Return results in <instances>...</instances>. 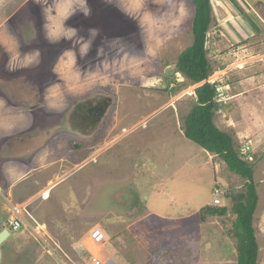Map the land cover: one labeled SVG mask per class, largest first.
Returning <instances> with one entry per match:
<instances>
[{"label": "rangeland", "instance_id": "374dc122", "mask_svg": "<svg viewBox=\"0 0 264 264\" xmlns=\"http://www.w3.org/2000/svg\"><path fill=\"white\" fill-rule=\"evenodd\" d=\"M115 2L88 0L91 15L85 18L78 13L67 21V25L81 29L80 35L87 36L90 28L99 29L89 55L84 59L77 57L74 62L71 57L61 56L71 46L70 42L50 44L45 39L41 9L35 0H0V53L8 63L17 49L40 50L38 64L10 75L23 74L30 84L43 87L49 110L63 111L96 93L114 101L97 139L86 141V145L70 142V149L76 151L71 156L77 163L72 179L83 184L81 176L91 164L95 169L91 170L94 172L89 184L91 191L87 186L75 185L74 198L65 184L53 193L69 192L70 198L65 197L64 205L71 204V213L77 216L78 204L89 209L87 215L107 209V219L102 223L107 235L104 244L91 241L94 254L90 252V258L85 255L89 264L94 259L101 260L96 255L101 249L111 255L113 264H237L239 242L234 226L238 215L234 200L235 196L246 194L248 180L232 172L220 157L206 154L184 136L186 116L197 104L196 85L178 73L175 65L193 41L194 5L189 0ZM242 5L236 10L229 0L211 2L208 83L218 89L215 127L231 136L234 152L253 171L258 201L252 228L258 244L257 264H264V92L256 90L250 96L252 88L260 84L243 85L251 76L254 79L264 72L259 68L264 57L247 62L248 55L240 58L243 61L240 65L233 63L234 54L245 50L233 37L237 26L245 34L250 29L264 34V23L259 25L247 6ZM251 40L254 46L264 44V39ZM258 51L261 53L260 48ZM237 95L240 97H233ZM122 112L130 115L120 119L123 126H128L122 138L127 145L122 149L126 153L125 149L133 147L131 154L135 158L114 154L121 147L118 142L121 137L116 135L121 125H114L115 116ZM76 145L82 146L83 151ZM100 167L112 180L118 178L119 183L113 188L125 185L132 203L120 205L113 188H98ZM99 189L102 193L108 190L104 201ZM216 191L219 194L228 191L227 199L220 197L222 207L228 211L225 217L214 218L205 210L207 205L214 206ZM145 209L150 214L145 215ZM142 217L145 221H139ZM64 250L68 251L67 247Z\"/></svg>", "mask_w": 264, "mask_h": 264}, {"label": "crops", "instance_id": "0c3cea01", "mask_svg": "<svg viewBox=\"0 0 264 264\" xmlns=\"http://www.w3.org/2000/svg\"><path fill=\"white\" fill-rule=\"evenodd\" d=\"M229 1L236 10L240 6L244 7L242 4H245L249 11H251V14H253V20L257 21L259 25L264 23V0ZM246 16L245 14L244 17ZM229 20V23L232 22L231 19ZM245 28L246 30L250 29ZM250 30L245 34L244 30L237 26V31L234 30L235 34L232 32L236 42L245 47L243 53L234 54L236 60L233 63H237V65L243 62L240 61V58L247 57L248 55L249 57L245 60L247 62L256 58L262 60V57H264L262 56L264 53V44L254 46L251 40L253 38L264 39V34H258L260 31L253 33ZM258 48H260L262 54L258 51ZM257 52L261 55L254 57V54H259ZM237 68L243 69L242 66L241 68ZM259 68L260 71L263 70L264 64ZM241 73L243 71L237 74ZM256 82L260 86L255 85L252 88L253 92L249 94L250 96L254 92H257L256 90L261 94L264 92L263 71L254 79L251 76V80L243 83V85L250 83L252 86ZM39 101L46 108H51L49 104L45 103V99H39ZM125 111H127V108ZM121 114H116L117 121L114 124L121 125L118 131H116L117 138L121 137L118 139L121 147H117V151L114 154L115 157L122 153V155L126 154L125 158L128 155L131 158H135V155L131 154L133 147L129 151L125 149L126 153L122 149V147L127 145H124L122 138L127 134L128 126H123L124 124L120 119L126 116L130 118V115L128 112H122ZM29 115L27 110L23 109V106L20 104L16 105L8 97H0V152L3 156L0 159V162L2 161L0 163V232L5 227L8 230L10 229V220L18 219L21 222V228L18 231H9L7 237L0 244V264H89V259L86 256L90 258L92 257L91 253L94 254L91 248L92 232L100 231L105 238L107 235L102 226L108 214L106 207H104L106 210L104 212L100 211V214L90 212L91 215H87L85 212H88L89 209L83 206L81 207L78 204L79 215L77 216L76 213H71V204L64 205L65 197L70 198L69 192L65 193L61 191L57 195L53 193L65 184H68L69 190L72 192L74 198L76 194L75 185L87 186L90 190L91 175L94 173L91 170L95 169H93L91 164L86 167L84 175L82 174L81 176L83 184L74 181L72 176L77 163L71 154L76 153V151L73 150L74 152H72L70 149V146H72L71 141H78L82 145H86V141L88 140L79 138V136L71 134L61 128L62 130L58 132L55 139L46 141L39 148L29 152L28 155H23L18 145L13 148L8 143H10L9 141L11 139L19 138L18 140H20L25 129L30 126L31 119ZM76 148H80V152L84 149L80 145H76ZM197 150L201 153L200 148ZM105 151L107 152V150ZM206 154H208L207 151ZM206 157L209 159V155ZM91 162L94 161L91 160ZM82 168L84 170V167ZM100 169L102 170V175H99L98 188L103 189L109 187V189H112L114 185H118V178H116V181L112 180L113 177L111 175H106L105 170L101 167ZM234 176L237 177L236 175ZM124 180L127 181L126 178ZM113 189L116 191L117 200L120 205L129 203L125 185ZM107 191L102 193L99 189V192L103 196V201L105 200ZM160 197H163V195H160ZM207 206L210 207L209 205ZM111 210L115 211L113 209ZM144 213L145 215L147 213L150 214L147 209L144 210ZM214 218L219 217L216 216ZM139 221H145V217L140 218ZM120 224L123 225L122 222ZM65 247H67L68 251L64 250ZM106 254L108 255V259H110L111 255L107 252Z\"/></svg>", "mask_w": 264, "mask_h": 264}, {"label": "trees", "instance_id": "16d2710c", "mask_svg": "<svg viewBox=\"0 0 264 264\" xmlns=\"http://www.w3.org/2000/svg\"><path fill=\"white\" fill-rule=\"evenodd\" d=\"M194 5L192 22L193 41L178 57L176 70L186 77L195 89L197 104L185 119L184 136L208 153L220 157L227 167L235 174L248 180L245 184L246 194L235 196L234 211L238 215L235 223L236 238L239 242L237 264H257L258 244L252 228L253 214L257 207L256 186L252 183L253 171L240 154L233 150V140L230 135L217 129L213 123L216 109L217 91L215 85L204 83L211 74V66L207 59L208 33L213 21L212 0H189ZM225 196H228V191ZM231 199V196L228 197ZM212 216H225L227 209L207 207Z\"/></svg>", "mask_w": 264, "mask_h": 264}, {"label": "flooded vegetation", "instance_id": "af4514ba", "mask_svg": "<svg viewBox=\"0 0 264 264\" xmlns=\"http://www.w3.org/2000/svg\"><path fill=\"white\" fill-rule=\"evenodd\" d=\"M6 63V60L4 61L0 53V97H8L16 105L20 104L23 106V109H26L30 114L31 119L30 126L25 129L23 135H21L22 137L20 136V140H18L19 138H15L9 141L10 143L8 144L11 147L15 148L18 145L23 155H28L29 152L39 148L44 142L55 139L56 135H58V129L69 130L71 127L74 129L75 125L72 122H67V120L72 113V107L79 101L85 102L84 108L78 111L76 117V120L84 118L81 130L83 133L80 135L76 133L75 135L79 136V138H85L89 142L92 138L97 139V136L102 134V130L106 125L105 121L108 119L114 101L109 104L108 100L103 98L104 96H101L103 94L96 93L77 100L63 111L56 112L54 109L49 110L40 101L38 102L39 99L44 100V88H40L39 85L36 86V83L30 84L28 79L23 77V74L12 77L10 72L5 71ZM70 119H72L70 121H73V117ZM1 158H3L2 154L0 155Z\"/></svg>", "mask_w": 264, "mask_h": 264}, {"label": "clouds", "instance_id": "9594fccd", "mask_svg": "<svg viewBox=\"0 0 264 264\" xmlns=\"http://www.w3.org/2000/svg\"><path fill=\"white\" fill-rule=\"evenodd\" d=\"M104 2L107 4H113L115 0H104ZM35 3H37L41 9V17L43 21L41 28L43 30L45 39L50 44H60L62 41L70 42L71 46L62 51L61 53L62 57H71L74 62L77 61V57H79L80 59L86 58L92 49L94 41L99 36V29L90 28L87 30V36H84V35H80L81 29L67 25V21L70 20L73 16L77 15L78 13L82 14L85 18H88L92 12L88 0H35ZM120 10L123 11L126 15H129L122 8H120ZM40 56L41 53L39 49H32L31 51L28 52H21L19 49H17L16 54L9 58V62L5 66L6 70L8 72H16L24 68L31 67L32 65L39 63ZM204 83H208V79L205 80ZM201 84L199 85L201 86ZM199 85H196V88L199 87ZM216 91L218 92V89H216ZM216 189L219 191L218 188H215V190ZM222 192H220V194L218 192V196H216V194H213L214 206H218L219 208L222 207L220 197L222 196L223 198L227 199L226 198L227 196H225L226 192L224 191ZM216 199L219 200L218 204L215 203ZM214 206H212L211 208L217 209V207ZM11 221L20 222V220L18 219L10 220L9 225ZM1 224L4 225L3 223ZM20 228L21 226L19 227V229ZM5 229L7 228L5 227ZM9 231H14L11 229V226L8 232ZM94 232L96 231H93L92 234ZM92 234H91V239H92ZM104 239L105 237L103 235V240L101 241L102 243L104 242ZM92 241L95 242L93 239ZM94 262H98L99 264H106L105 262L98 261L97 259H95L93 263ZM107 262L108 264H113L110 261V259H108Z\"/></svg>", "mask_w": 264, "mask_h": 264}, {"label": "water", "instance_id": "95a60500", "mask_svg": "<svg viewBox=\"0 0 264 264\" xmlns=\"http://www.w3.org/2000/svg\"><path fill=\"white\" fill-rule=\"evenodd\" d=\"M205 48H207V44L205 45ZM103 98H106L108 100L109 104H111L113 101V99L111 97H103ZM84 103H85L84 101H79L75 106L72 107V113L70 114V117H68L67 122H72L75 125V127H73L75 130L72 129V127L69 128V130L65 129L66 131H68L71 134L75 135L76 133H78L80 135L83 133L81 130L83 128V122L82 121L84 118L76 120V117H77L78 111H80L82 108H84ZM80 115L83 116L82 114H80ZM71 117H73V121H70V120H72V119H70ZM60 130H62V129L61 128L58 129V132H60ZM83 137H85V136H83ZM128 201H130L129 203H132V198L128 197ZM8 233H9L8 230L5 228L0 232V244L7 237Z\"/></svg>", "mask_w": 264, "mask_h": 264}, {"label": "built area", "instance_id": "2783aa9c", "mask_svg": "<svg viewBox=\"0 0 264 264\" xmlns=\"http://www.w3.org/2000/svg\"><path fill=\"white\" fill-rule=\"evenodd\" d=\"M216 196H218V192L216 191ZM215 203L218 204L219 203V200L216 199L215 200ZM10 226H11V229L12 230H18L19 227L21 226L20 222L19 221H11L10 222ZM92 239L95 241V242H101L103 240V235L99 232V231H96L92 234ZM93 264H99L98 262H94Z\"/></svg>", "mask_w": 264, "mask_h": 264}, {"label": "bare ground", "instance_id": "6f19581e", "mask_svg": "<svg viewBox=\"0 0 264 264\" xmlns=\"http://www.w3.org/2000/svg\"><path fill=\"white\" fill-rule=\"evenodd\" d=\"M96 244L98 243H101V242H94ZM101 249V248H100ZM96 255H99L101 257V260H103L102 262H105L106 264H108V259H106L105 261V258H107V255L104 253V251L101 249V250H98V252H96ZM100 259L98 261H101Z\"/></svg>", "mask_w": 264, "mask_h": 264}]
</instances>
